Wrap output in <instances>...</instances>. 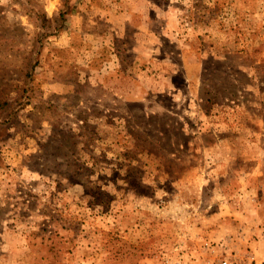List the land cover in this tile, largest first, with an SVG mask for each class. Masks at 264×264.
<instances>
[{"label": "rangeland", "instance_id": "rangeland-1", "mask_svg": "<svg viewBox=\"0 0 264 264\" xmlns=\"http://www.w3.org/2000/svg\"><path fill=\"white\" fill-rule=\"evenodd\" d=\"M0 264H264V0H0Z\"/></svg>", "mask_w": 264, "mask_h": 264}]
</instances>
